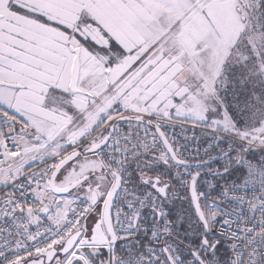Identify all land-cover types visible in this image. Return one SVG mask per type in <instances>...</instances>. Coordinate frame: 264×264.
I'll use <instances>...</instances> for the list:
<instances>
[{"label":"snow or ice","instance_id":"snow-or-ice-1","mask_svg":"<svg viewBox=\"0 0 264 264\" xmlns=\"http://www.w3.org/2000/svg\"><path fill=\"white\" fill-rule=\"evenodd\" d=\"M0 264H264V0H0Z\"/></svg>","mask_w":264,"mask_h":264}]
</instances>
